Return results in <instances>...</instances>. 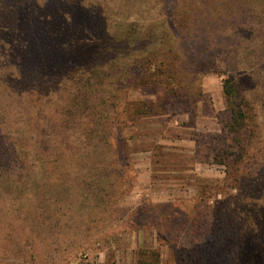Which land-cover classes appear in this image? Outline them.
Returning a JSON list of instances; mask_svg holds the SVG:
<instances>
[{
  "label": "rangeland",
  "instance_id": "rangeland-1",
  "mask_svg": "<svg viewBox=\"0 0 264 264\" xmlns=\"http://www.w3.org/2000/svg\"><path fill=\"white\" fill-rule=\"evenodd\" d=\"M91 3H110L111 18L132 20H158L164 5L179 48L171 64L177 96H168L164 76L145 84L148 66L129 68L117 86L157 108L101 138L99 123L77 128L59 111L99 105V91L83 94L86 86L77 95L64 82L96 46L81 39L80 27L104 31L105 4L90 13ZM159 4L0 0V24L35 52L24 53L23 72L45 113L33 125L0 115V264H264V0ZM229 83L239 106L240 94L250 99L257 137L249 154L233 160L237 143L223 164L216 154Z\"/></svg>",
  "mask_w": 264,
  "mask_h": 264
},
{
  "label": "trees",
  "instance_id": "trees-1",
  "mask_svg": "<svg viewBox=\"0 0 264 264\" xmlns=\"http://www.w3.org/2000/svg\"><path fill=\"white\" fill-rule=\"evenodd\" d=\"M156 1L160 5L159 0ZM99 4H105L101 7H104L108 14L105 17L104 31L99 35L96 34L97 31L94 32L95 29L91 24L80 27L81 39L95 42L96 46L91 56L83 63L76 64L74 71L72 70L73 73L64 80V82H69L78 90L77 95L82 91L80 89L86 86L89 87L83 94L91 95L99 91V105L89 111L90 105L83 107L81 102H74V106H71L72 109L63 105L60 106L59 111L66 117L73 115L75 121L73 120L72 124H75L77 128L91 125L92 122H94L93 126L95 122L99 123V130L102 132L99 133V138H101L106 135L103 132L106 128L116 127V129L107 133L113 136L118 130H122L129 120H133L136 116L155 112L157 108L154 101L130 100L127 87L117 86L124 84V71L126 73L129 68L139 65V69L143 73L142 66H148L145 84L148 86L156 84L164 76L163 81L168 88V96H177V90L175 89L177 78L172 72L171 64L174 61L176 50L179 48L178 43L173 41L176 21L175 19L170 20L164 5L157 8L158 20H150L147 15L135 20L128 17L123 18L122 15L116 17L117 19L111 18L110 15L112 16L113 9L110 3L109 5L107 3H97V5L91 3L89 6L84 5V8L91 13V10ZM106 8H109V10ZM115 8L116 13L121 11V7ZM43 16V13H40L39 18L41 19ZM67 24L68 22L62 26V30ZM10 29V26L0 24V52L2 53V49L7 50L3 55L4 62L0 61V99L9 98L3 103L0 101V115L9 121L33 125L37 118L45 115V113L44 108L40 107V103L34 97L37 86L26 85L27 79L23 72V58H26L24 57V53H26L28 57L33 59L35 52L31 50L30 45H27V42L24 43V46H20L16 36ZM18 46L20 48H17ZM106 65L109 71L102 72L101 68ZM76 70L86 72L87 75L76 78ZM15 86H19L20 92L15 90ZM234 92L233 85L230 83L229 85L225 84L228 102L226 112L228 113V119L225 124L227 128L224 127L226 136L216 154L217 162L223 164L230 162L231 159H226L230 157L228 150L234 147L237 150L236 147H239L237 143L242 146H240L241 149L238 148L237 152L232 153V155L235 154V157L237 156L233 160L240 161L244 154H249L247 146L254 137H257L255 126L253 127L248 121L251 118L248 113L250 99L246 95L240 94L244 105L242 103L239 106L240 103H236ZM199 96H201V93ZM196 103L197 101L190 104V108L195 107ZM2 107H4V110ZM90 128H93L92 125ZM229 140H231V143H226ZM118 163L120 162L118 161Z\"/></svg>",
  "mask_w": 264,
  "mask_h": 264
}]
</instances>
